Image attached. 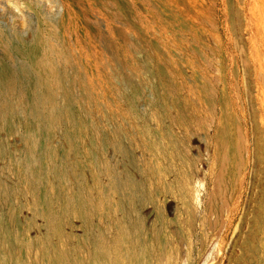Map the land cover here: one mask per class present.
<instances>
[{
	"label": "rangeland",
	"instance_id": "1",
	"mask_svg": "<svg viewBox=\"0 0 264 264\" xmlns=\"http://www.w3.org/2000/svg\"><path fill=\"white\" fill-rule=\"evenodd\" d=\"M0 264H264V0H0Z\"/></svg>",
	"mask_w": 264,
	"mask_h": 264
},
{
	"label": "bare ground",
	"instance_id": "2",
	"mask_svg": "<svg viewBox=\"0 0 264 264\" xmlns=\"http://www.w3.org/2000/svg\"><path fill=\"white\" fill-rule=\"evenodd\" d=\"M215 110V109H214ZM212 113V112H211ZM175 119V118H174ZM239 126V125H238ZM238 128V127H237ZM190 129V128H189ZM239 130H241L240 129V127H239ZM192 131V130H191ZM196 132V131H195ZM201 132V131H200ZM241 133H242V131H241ZM241 137H243L242 135H241ZM213 140V139H212ZM220 140V139H219ZM239 145H237V146H239L238 147V151L240 152V151H242V149H243V140H242V138H241V140H240V142L238 143ZM227 146V145H226ZM242 158V157H241ZM227 159V158H226ZM242 160H243V158H242ZM223 163V162H222ZM221 163V164H222ZM228 163V162H227ZM224 164V163H223ZM225 166V165H224ZM216 167V166H215ZM223 167V166H222ZM220 171V173L216 176V179H215V181H216V186L214 185V187H217V189H220L221 188V185H222V181H223V172H221V171H223V170H219ZM225 189V188H224ZM212 193V192H211ZM214 194V193H213ZM211 196V195H210ZM210 202H211V200H210ZM210 206H212V205H210ZM211 208V207H210ZM210 212V211H209ZM212 213V212H211ZM196 218V217H195ZM192 226V225H191ZM175 234V233H174ZM178 236V235H177ZM156 238V237H155ZM170 238V237H169ZM84 243V242H83ZM173 243V242H172ZM173 251V250H172ZM176 252H178V251H176ZM178 254V253H177ZM86 257V256H85ZM164 258V255L163 256H161V258ZM164 260V259H163Z\"/></svg>",
	"mask_w": 264,
	"mask_h": 264
}]
</instances>
